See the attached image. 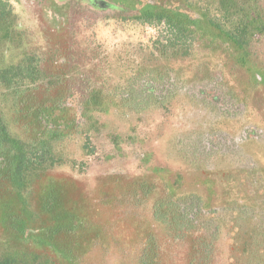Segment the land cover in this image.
I'll use <instances>...</instances> for the list:
<instances>
[{"label":"flooded vegetation","instance_id":"flooded-vegetation-1","mask_svg":"<svg viewBox=\"0 0 264 264\" xmlns=\"http://www.w3.org/2000/svg\"><path fill=\"white\" fill-rule=\"evenodd\" d=\"M250 1L257 13H252L256 21L249 27L253 35L247 41H239L238 35L224 38L218 35V26L208 27L205 22L203 30L201 14L181 7L194 19L188 23L194 37L185 53L182 42L174 47L169 41L173 31L175 37L183 35L181 24L138 25L131 18L120 17L119 13L127 11L122 12L120 0H11L24 32L22 49L69 59L70 67L80 63L81 74L67 69L73 74L67 78L83 80L85 92L96 85L111 96L87 109L96 115L100 131L108 126L104 120L111 116L117 119L116 124L128 125L148 112L164 115V131L152 149L141 151L142 161H149L154 154L163 165L145 172L102 169L98 174L104 176L105 183L119 186L116 195L95 184L86 185L99 192L94 202L107 206L113 201L123 209L122 216H129V230L123 219L113 218L112 230L120 234L114 238L117 248L104 244L106 256L130 259L123 264H264V56L260 53L264 0ZM51 17L66 25L67 37H47ZM102 19L148 29L151 33L145 48L161 64L127 71L118 63L116 49L95 36V25ZM76 22L83 28L81 43L73 42L79 28ZM160 31L164 53L153 46ZM154 67L163 71L166 81L161 88L154 91L148 87L142 94L146 99L125 100L136 95L134 90H123L127 83L132 85L138 77H145L144 70ZM238 69L246 78L237 82L231 73ZM135 123L126 126L125 132L108 133L114 149L106 160L116 165L115 160L125 155L121 154L123 145L137 140L131 131ZM97 150L96 145L95 154ZM95 154L81 160L86 163L84 170ZM66 166L74 168L73 164ZM84 170L81 175L91 181L93 175H85Z\"/></svg>","mask_w":264,"mask_h":264},{"label":"trees","instance_id":"trees-1","mask_svg":"<svg viewBox=\"0 0 264 264\" xmlns=\"http://www.w3.org/2000/svg\"><path fill=\"white\" fill-rule=\"evenodd\" d=\"M120 3L122 12L127 10L119 13L120 17L131 18L138 25L158 28L166 21L169 25L181 24L183 35L175 37L173 31L169 41L174 47L182 42L185 53L194 37L188 23L194 19L181 7L201 14L203 30V22L208 27L216 25L218 35L224 38L238 35L239 41H247L253 35L249 27L256 21L252 13H257L250 0H120ZM131 10L135 13H129ZM78 27L73 42L81 43ZM162 33L153 39L154 50L160 53L165 51ZM23 34L11 0H0V264L130 263L129 258H107L103 252L104 244L110 249L117 248L110 234L106 238L109 241L103 237L106 231H112L113 221L96 227L85 213L95 207L98 208L95 213L112 215L115 211L116 216H121L123 209L113 201L107 206H102L101 201L93 204L98 190L85 187L70 174L52 176L54 169L68 164L80 171L85 169L86 163L81 160L95 154L93 139L100 132L96 115L87 109L103 104L111 96L96 85L85 92L83 80L67 78L76 72L81 74L80 63L70 67L69 59L22 49ZM67 69L75 71L72 74ZM142 74L145 77H138L132 85L127 83L128 87H124V91L136 92L125 100L146 99L142 94L148 87L156 91L166 81L157 67ZM74 142H78L79 148L73 157L68 148ZM39 186L42 193L37 194ZM68 186L76 187L78 192L80 189L82 200L68 195L65 191Z\"/></svg>","mask_w":264,"mask_h":264},{"label":"rangeland","instance_id":"rangeland-1","mask_svg":"<svg viewBox=\"0 0 264 264\" xmlns=\"http://www.w3.org/2000/svg\"><path fill=\"white\" fill-rule=\"evenodd\" d=\"M14 3L17 8H20L19 3ZM50 20L52 29L48 32L47 37H56L57 35H60L65 38L68 34L66 25L63 26L57 23L54 17H51ZM75 24V27L80 26L77 22ZM69 25H71L70 21ZM82 31L83 28L80 30V32L82 33ZM150 33L151 32L145 27L135 28L132 26H127L126 24L123 25L118 23V21H116L115 19H102L95 25L96 38L111 49H116V53L118 55L116 53L115 54L118 58V63H121L122 67L126 68L127 71H133V69H135L136 67L161 64V60L157 56L152 55L151 52H149L145 48V42L147 41V38L149 37ZM255 49V53L258 52V48L255 47ZM260 53L262 56H264V45L260 48ZM205 68L208 70L207 67ZM230 73L231 71H229V73L227 74ZM231 74H233V77L235 76V80H237V82L243 78H246L245 76H243L245 75V73L241 69H238V72H233ZM163 117L164 115L160 112H148L147 114L142 115V117H139L134 121H129L128 125L127 123L116 124L117 119L112 118V116L107 120L105 119L104 121L106 122V125L108 124V126L104 127L99 133H97L93 139L94 143L98 147L97 153L92 158H89L91 164L86 170H84L85 175L89 177L93 175L91 181H89L88 177L82 176L81 174L83 173H81L80 170L78 171L75 168H73V170H68L71 169V166H64L63 168L54 169L52 172V176L56 177L61 173H66L68 175L70 174L76 180L81 182L82 185L88 184L89 186H91L92 184H95L105 189L106 191L112 192L114 193V195H116L115 191L118 190L119 186H112L109 183L106 184L104 176L98 173L106 167V169H111L112 167H115L114 169H129L130 171L134 172H145L149 167H153L155 165H163H160V163H162L160 158L154 156V154L153 156H151L149 161L141 160V153L145 152L148 149H152L153 143L158 140V137L164 131V123L162 122ZM130 123H135V128L134 130L131 129V131H133V133L136 135L137 140H135V142L131 145H123V151L121 154L125 155L120 157L119 160H115V162L117 161V164L114 165V163L112 164V161L106 160V155L108 153H111L112 149H114V145L112 141H110L108 133L115 131L125 132L126 126L128 127ZM78 146V142H74L70 144V148H68L73 157L74 155H76V152L79 148ZM111 164L112 166H109ZM36 189L37 194L42 193L41 186L36 187ZM65 191L68 195L74 196L77 199L82 200L83 198V193H81L80 189V192H78L76 187H74L73 189V186H68ZM95 196L96 194L93 197L95 198ZM92 203L95 204V202ZM96 210H98V208L95 207L92 209L90 208L85 210V213H87L88 215L87 220L90 221V223H92L96 227L101 228L107 224H111L113 221L112 219L114 218L113 216H115L123 219L126 222V230H129L128 223L130 221L129 216L127 214H123V216H116L115 211H113L111 215L105 212L95 213ZM107 234H110L111 238L113 239L117 237L120 232L118 230H112ZM107 258H116L117 260L121 259L116 257V254L110 257L108 256Z\"/></svg>","mask_w":264,"mask_h":264}]
</instances>
